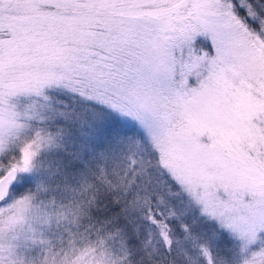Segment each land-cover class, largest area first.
<instances>
[{"label":"snow or ice","instance_id":"6c2138e0","mask_svg":"<svg viewBox=\"0 0 264 264\" xmlns=\"http://www.w3.org/2000/svg\"><path fill=\"white\" fill-rule=\"evenodd\" d=\"M0 264H264V0H0Z\"/></svg>","mask_w":264,"mask_h":264},{"label":"rangeland","instance_id":"374dc122","mask_svg":"<svg viewBox=\"0 0 264 264\" xmlns=\"http://www.w3.org/2000/svg\"><path fill=\"white\" fill-rule=\"evenodd\" d=\"M87 118V117H85ZM176 211L181 212L182 211V206H177ZM191 219V217H189V220ZM201 228L203 229H209L210 225L207 224H201V223H197L196 225H194V230L199 232L201 230Z\"/></svg>","mask_w":264,"mask_h":264},{"label":"trees","instance_id":"16d2710c","mask_svg":"<svg viewBox=\"0 0 264 264\" xmlns=\"http://www.w3.org/2000/svg\"><path fill=\"white\" fill-rule=\"evenodd\" d=\"M178 212V211H177ZM179 213V212H178Z\"/></svg>","mask_w":264,"mask_h":264}]
</instances>
